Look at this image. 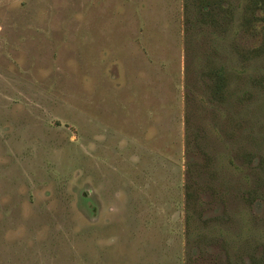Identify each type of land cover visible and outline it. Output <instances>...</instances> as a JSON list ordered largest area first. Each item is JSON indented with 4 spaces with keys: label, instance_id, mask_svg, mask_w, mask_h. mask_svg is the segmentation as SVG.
Instances as JSON below:
<instances>
[{
    "label": "rangeland",
    "instance_id": "obj_1",
    "mask_svg": "<svg viewBox=\"0 0 264 264\" xmlns=\"http://www.w3.org/2000/svg\"><path fill=\"white\" fill-rule=\"evenodd\" d=\"M238 1L226 38L188 44L184 0H0V264L264 252V58L232 48L259 44ZM213 48L232 76L222 105L201 74ZM188 114L204 152L188 146ZM189 160L209 162L195 174L211 187L204 218L227 219L218 242L188 235Z\"/></svg>",
    "mask_w": 264,
    "mask_h": 264
},
{
    "label": "trees",
    "instance_id": "obj_2",
    "mask_svg": "<svg viewBox=\"0 0 264 264\" xmlns=\"http://www.w3.org/2000/svg\"><path fill=\"white\" fill-rule=\"evenodd\" d=\"M236 1L238 0H184L185 31L188 44H191L196 39L194 36L195 32L197 34H208L211 37L210 40L216 43H218L217 40L226 38L234 27L235 16L240 7L236 4ZM238 2L240 3V1ZM239 26V30H241L245 38H259V44L251 46L247 42L243 44L237 42L232 45L233 50H236L241 55L244 62L246 60L264 58V0H244ZM205 55L202 63L204 66L201 71L205 87H207L209 94L212 96V100L222 105L228 97L232 77L231 71L224 62L217 60L216 55H220L219 51L213 48ZM253 78L255 79V77ZM187 123L188 132L186 134L189 148L190 146H196L204 152L199 134L191 128L190 114L187 115ZM250 156V161H252V154ZM260 159V163L264 166V156H261ZM187 165L185 210L188 235H196L194 243L203 239L209 242H218L220 241L219 239L224 237V228L216 223L227 222V219L225 217L204 218L201 196L204 192L209 191L211 187L196 179V174L199 177L208 168L209 162L202 167L199 163L194 164L192 160H189ZM198 172L200 173L199 175ZM263 178V176L260 175L259 177L258 175L257 179L261 180ZM253 192H257V188ZM211 224L215 225L210 228ZM207 227L208 230L205 231ZM225 243H228V241L225 240ZM247 247L248 245H244L243 249L239 250L237 253L239 258L243 257L244 249ZM247 256L250 264H264V252L261 255H257L251 251ZM234 264H239V262L235 261Z\"/></svg>",
    "mask_w": 264,
    "mask_h": 264
}]
</instances>
